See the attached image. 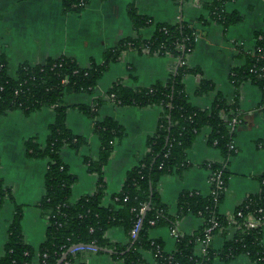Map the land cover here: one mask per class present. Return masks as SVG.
<instances>
[{
    "label": "crops",
    "instance_id": "crops-1",
    "mask_svg": "<svg viewBox=\"0 0 264 264\" xmlns=\"http://www.w3.org/2000/svg\"><path fill=\"white\" fill-rule=\"evenodd\" d=\"M213 0H88L80 13L62 12L59 0H0V53L8 63V72L14 76L22 63L43 64L50 58L67 56L87 68L92 62L100 64L105 50L124 38L135 36L127 17V6L132 3L137 13L149 19L150 24L140 30L142 39H149L156 24H172L182 21L195 28L193 51L186 57V65L198 68L201 76L188 75L184 79L188 102L200 109H209L216 95L231 103L237 96V112L240 123L232 139L235 154L226 169L228 180L218 213L230 216L249 196L258 193V177L264 172V108L261 91L249 82L237 89L230 82L233 69L242 67L244 55L255 46V35L264 32V0H234L225 4V12H236L241 21L224 28L211 22L207 5ZM176 65L172 56H151L134 51L123 53L120 61L110 64L98 80L93 94L76 93L63 97L69 109L66 127L85 139L78 151L64 147L60 151L62 162L76 176L70 201L90 195L96 187L97 177L89 174L83 158L95 159L99 151L98 138L92 132V121L75 107L90 105L95 98L105 96L113 82L128 88H146L157 82H166ZM211 82L214 90L197 95L200 79ZM161 109L158 106L137 108L117 106L105 101L98 109L97 119L113 118L124 129V138L114 147L103 168L105 195L104 206L112 205V195L123 184L126 173L137 164L146 152V141L153 135ZM54 121L50 109H42L29 116L11 111L0 116V180L10 188L13 202L22 207L20 221L24 242L34 249L32 264H40L39 247L45 241L48 226L37 204L44 195V174L47 161L31 159L25 154L24 142L34 138L41 146L48 134V126ZM209 129L203 128L187 150L188 167L180 176L167 174L160 177L157 190L160 201L168 206V213L177 214V199L184 191H195L203 196L211 192L209 169L206 163H222L219 150L207 143ZM14 204L4 200L0 204V258L4 253L7 231L13 216ZM202 220L193 215L179 219L174 230L180 235L194 233ZM234 229L229 230L227 240ZM106 238L125 244L127 238L118 227L106 232ZM149 238L162 243V250L175 249V237L171 228L163 226L149 232ZM264 242V228H263ZM224 238L213 237L211 245L217 250ZM196 252H199L198 249ZM78 262L85 264H122L108 254L82 253ZM141 264H156L150 251L143 252ZM212 264H255L245 255L229 262L215 259Z\"/></svg>",
    "mask_w": 264,
    "mask_h": 264
},
{
    "label": "trees",
    "instance_id": "trees-1",
    "mask_svg": "<svg viewBox=\"0 0 264 264\" xmlns=\"http://www.w3.org/2000/svg\"><path fill=\"white\" fill-rule=\"evenodd\" d=\"M59 1L64 14L80 13L88 3V0ZM233 1L213 0L207 5L210 21L224 28L240 22L241 17L236 12H225V4ZM127 17L135 36L120 40L104 51L100 64L92 62L87 68L80 67L71 57L61 56L50 58L43 64L22 63L11 76L7 60L0 53V116L15 110L24 116L42 109L54 113L43 146L34 138L24 142L28 158L47 161L44 195L37 204L48 220L45 241L38 249L40 264H56L64 254L60 264H85L78 262L79 253L68 251L75 245L110 250V257L122 264H141L142 254L146 251L154 255L156 264H212L215 259L229 262L239 255L247 256L255 264H264L263 228L244 226L248 213L255 217L264 216V172L258 177V193L247 196L230 216L221 215L217 210L223 192L208 196L195 191L182 192L177 199L174 217L169 215L168 206L160 201L157 190L160 177L167 174L180 176L187 169V150L203 128L209 129L208 145L219 150L223 158L222 163H206L205 166L212 173L221 171L226 188L229 176L226 166L236 152L229 149L235 134L229 124L233 117L239 120L238 99L236 96L227 103L217 94L209 109L192 106L185 92L184 79L188 75L201 76L198 68L186 65V57L195 47V28L182 21L160 23L155 25L149 39H142L139 32L150 24L149 19L139 15L132 3L127 6ZM127 51L151 56L170 55L176 59V65L164 83L133 89L115 81L105 96L95 98L90 105L75 107L92 121L99 151L95 159L83 158L87 172L97 177L94 192L71 202V189L77 178L62 162L60 151L64 147L78 151L85 139L73 135L66 127L69 107L63 104V97L76 93L93 94L110 64L120 61ZM244 57V65L231 71L230 82L237 89L247 81L261 91L264 99V32L255 35V46ZM213 90V84L201 78L195 93L205 95ZM105 101L117 106H158L161 109L156 129L146 141V152L126 173L121 189L112 195V205L108 206L102 204L106 190L103 168L125 132L113 118L97 119L98 109ZM4 200L14 204L10 188L3 186L0 180V204ZM188 214L200 218L202 224L190 235L177 233L172 252H164L160 241L149 238L152 229L163 226L174 229L177 221ZM21 217L22 207L14 204L0 264H32L34 249L23 240ZM137 223L138 229L132 238L131 232ZM211 225L214 228L209 234L210 241L205 244L206 230ZM113 227L123 231L127 238L125 244L106 238V232ZM230 229H234V234L227 240ZM216 235L224 238L222 247L217 250L211 245ZM202 244L205 251L199 254L196 251ZM95 253L106 254L99 250Z\"/></svg>",
    "mask_w": 264,
    "mask_h": 264
},
{
    "label": "built area",
    "instance_id": "built-area-1",
    "mask_svg": "<svg viewBox=\"0 0 264 264\" xmlns=\"http://www.w3.org/2000/svg\"><path fill=\"white\" fill-rule=\"evenodd\" d=\"M263 89H264V87H263ZM109 98L112 99V96H110ZM262 105L264 108V99H262ZM239 123H240V121L237 119V117H233L230 121V124H229L231 127V130L235 131L236 126ZM229 149L232 151H235V147L233 145V142L231 143V145H229ZM209 184H210V188H211L210 194L211 193H213V194L214 193H222L225 191V184H224L223 178L221 176L220 170H217L214 173L210 172ZM259 212H261V211L259 210ZM244 226L248 229L264 228V216L255 217L253 214L248 213L246 215V218H245ZM213 228H214V225H211L206 230L205 244H207L210 241L209 234ZM137 229H138V223L135 225V228L131 232L132 238L135 237ZM171 235L173 237H175V239H176L177 232L174 229H171ZM95 251H96V249L93 248L92 246L80 245V246H76L75 248H72L69 252L82 254V253H95ZM204 251H205V246L202 244L201 247H199V254L204 253Z\"/></svg>",
    "mask_w": 264,
    "mask_h": 264
},
{
    "label": "water",
    "instance_id": "water-1",
    "mask_svg": "<svg viewBox=\"0 0 264 264\" xmlns=\"http://www.w3.org/2000/svg\"><path fill=\"white\" fill-rule=\"evenodd\" d=\"M147 208H148V206L145 208V211L147 210ZM144 213H143V215H144ZM76 246H80V245H75V246L71 247L68 251H70L72 248H75ZM93 248H95L96 250L102 251L103 253H106L108 255H110L112 253L110 250H107V249H98L97 247H93ZM126 251H128V249ZM65 255L66 254L62 255V257L59 259V261L56 264H60L63 261Z\"/></svg>",
    "mask_w": 264,
    "mask_h": 264
},
{
    "label": "rangeland",
    "instance_id": "rangeland-1",
    "mask_svg": "<svg viewBox=\"0 0 264 264\" xmlns=\"http://www.w3.org/2000/svg\"><path fill=\"white\" fill-rule=\"evenodd\" d=\"M115 262H118V261H115Z\"/></svg>",
    "mask_w": 264,
    "mask_h": 264
}]
</instances>
